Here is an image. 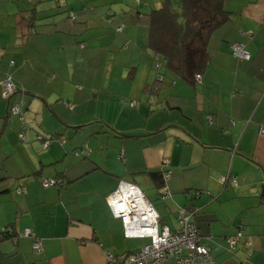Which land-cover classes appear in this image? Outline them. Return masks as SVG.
<instances>
[{"label":"crops","instance_id":"crops-1","mask_svg":"<svg viewBox=\"0 0 264 264\" xmlns=\"http://www.w3.org/2000/svg\"><path fill=\"white\" fill-rule=\"evenodd\" d=\"M97 1L0 0V231L16 233L0 235V264H109L139 252L150 239L127 237L110 206L122 182L139 186L162 228L178 231L180 212L192 211L216 264H264V0H224L230 19L193 83L157 72L148 49L138 64L112 62L115 47L148 45L138 16L160 1ZM237 42L251 60L233 57ZM8 74L25 142L8 114ZM39 135L57 137L45 150Z\"/></svg>","mask_w":264,"mask_h":264},{"label":"built area","instance_id":"built-area-1","mask_svg":"<svg viewBox=\"0 0 264 264\" xmlns=\"http://www.w3.org/2000/svg\"><path fill=\"white\" fill-rule=\"evenodd\" d=\"M233 56L242 61L251 59V55L243 43H235L232 46ZM201 78L200 76L198 77ZM4 97L9 102L16 90V85L11 75L3 81ZM132 107L136 103L131 104ZM24 103H9V113L19 115L24 113ZM24 125L23 131L27 126L24 116L20 117ZM212 121V118L210 119ZM28 127V126H27ZM26 127V128H27ZM28 129V128H27ZM264 134V129L261 130ZM27 132H23L20 137L26 140ZM44 141V147L49 144ZM56 183L55 180L45 181V186L49 187ZM26 188L17 189V193L25 194ZM110 206L114 216L122 220L125 227V235L128 237L148 238L152 242L145 245L139 252L129 253L122 258L109 256V264H168L169 258L176 259L177 264H216L210 250L201 244L200 234L194 224V213L192 211L180 212L178 231H171L169 228L160 225L161 221L157 210L147 199L142 190L134 183L122 182L115 195L110 200ZM23 236L34 237L30 229H26ZM242 233L237 238L228 240L229 246L234 250L238 240L242 238ZM247 244V243H245ZM42 243L34 241L35 251L42 250Z\"/></svg>","mask_w":264,"mask_h":264},{"label":"trees","instance_id":"trees-1","mask_svg":"<svg viewBox=\"0 0 264 264\" xmlns=\"http://www.w3.org/2000/svg\"><path fill=\"white\" fill-rule=\"evenodd\" d=\"M136 1L139 5L142 4V1L144 2V0ZM230 14L224 6V0H163L161 5L153 7L151 12L138 16V20L146 23L150 30L149 43L143 49H148L153 54L157 72L164 67L185 81L193 83L199 76L201 77L209 64L208 42L211 34L230 19ZM71 18L75 19L76 16L71 14ZM30 23L33 24L32 21ZM149 95H153V87ZM132 103L136 102H131L130 105ZM19 122V135L23 132L28 134L30 126L26 123L28 129L25 127L26 130L23 131L24 125L20 118ZM55 136L57 137V135L50 137ZM39 137L49 142L45 148L47 150L51 143L50 137L43 135H39ZM89 153L91 154V151L82 150L76 152V155L82 159L86 158L84 157L85 154L89 157ZM159 175V173L154 174L156 180L161 177ZM45 181L43 186L45 188L51 187H46ZM9 229L1 230L0 235L6 239L14 237L16 233ZM124 230L126 229L124 228ZM35 253L40 255L42 250L40 252L35 251Z\"/></svg>","mask_w":264,"mask_h":264},{"label":"rangeland","instance_id":"rangeland-1","mask_svg":"<svg viewBox=\"0 0 264 264\" xmlns=\"http://www.w3.org/2000/svg\"><path fill=\"white\" fill-rule=\"evenodd\" d=\"M98 1H100L101 2V4H103V0H98ZM97 1V2H98ZM124 1H134V0H124ZM158 1H160V3H162L163 2V0H158ZM135 2V1H134ZM94 5H95V2H94ZM157 6H159V4L157 5ZM159 8V7H158ZM110 9V8H109ZM115 9V8H114ZM98 16L99 15H102V14H110V13H108L107 11V7H100L98 10ZM110 11V10H109ZM93 12H95V9H93ZM104 16V15H103ZM94 24H95V21L93 22ZM147 33H148V35L150 34V30L149 29H147ZM135 33H133V37L135 38ZM117 38V37H116ZM116 41V40H115ZM97 44L98 45H104L105 44V41H100V42H97ZM148 44V39H146V44H145V46ZM132 48L133 47H131L129 50H128V53H125V52H123V51H120V50H118L117 49V47H115L113 50H111V54H113V60H112V62H115L116 61V63H118L117 65H118V67L119 66H121V65H123V62H126L125 64H127L128 62H130V61H132V63H135V64H138L139 62H140V55L141 56H143V54H146L147 56H150L149 55V52H146L144 49H139V52L138 53H136V54H132L133 52H132ZM142 51V52H141ZM102 58H105V59H107L108 57L106 56V57H102ZM44 63L45 62H47V61H49L47 58H46V55H44V56H42V59H41ZM50 62V61H49ZM127 66V65H126ZM127 71H128V68L126 69ZM141 71H142V69H141ZM24 114H22V113H20V117L21 116H23ZM18 117V116H17ZM20 117H18V119L20 118ZM20 123V122H19ZM143 191H145L144 189H143Z\"/></svg>","mask_w":264,"mask_h":264},{"label":"water","instance_id":"water-1","mask_svg":"<svg viewBox=\"0 0 264 264\" xmlns=\"http://www.w3.org/2000/svg\"><path fill=\"white\" fill-rule=\"evenodd\" d=\"M8 114H9V112H8ZM24 114V113H23ZM11 115V114H10ZM11 116H15V115H11ZM24 116V115H23ZM20 117V116H19Z\"/></svg>","mask_w":264,"mask_h":264}]
</instances>
